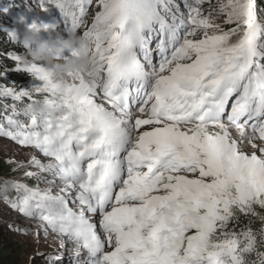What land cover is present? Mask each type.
<instances>
[{"label":"snow or ice","instance_id":"1","mask_svg":"<svg viewBox=\"0 0 264 264\" xmlns=\"http://www.w3.org/2000/svg\"><path fill=\"white\" fill-rule=\"evenodd\" d=\"M91 3L40 7L58 8L76 33ZM206 3L182 0L185 13L176 0H97L81 35L101 64L89 81H54L43 66L6 54L40 83L0 84V100L12 102L0 106V137L38 150L47 163L32 156L29 165L60 185L53 194L14 183L24 195L9 207L67 236L73 256L86 253L94 264H264V227L237 230L241 216L264 208V9L226 0L217 12L235 27L225 31L211 8L205 15ZM35 100L66 115L29 116ZM73 193L77 210L68 206ZM97 214L102 235L90 219Z\"/></svg>","mask_w":264,"mask_h":264},{"label":"rangeland","instance_id":"2","mask_svg":"<svg viewBox=\"0 0 264 264\" xmlns=\"http://www.w3.org/2000/svg\"><path fill=\"white\" fill-rule=\"evenodd\" d=\"M225 2L226 0H217V2L215 0H211L210 4L206 3L203 5V10L206 15L209 8H211L213 17L215 18L214 22L220 24L223 30L227 31L229 28L235 27V25L224 24L223 14H218L217 12L219 5ZM8 3L10 2L8 1ZM35 3L39 4L37 5L38 9L27 18H19V25L14 26L11 30L15 29L17 33H22L26 27H29V25L33 23H36L37 25H55L54 29L50 31L41 30V38L48 39L49 35H51V38L53 39H67V27L60 18L61 14L55 11V9L57 8L55 6H46L47 11H42L40 7V0H37ZM92 7L93 9L91 11V15L84 16L85 18H88L86 19V21H88V25L87 27H84V31H86L87 28L91 26L93 22V17L95 13L99 10L97 7V0L93 2L90 8ZM84 22L85 21H83L82 24H84ZM79 33L80 31L77 30L76 34L78 35ZM237 38V36H233L232 42H235ZM68 55L69 53L64 52L61 58H66ZM32 83L35 87L38 86L40 82L36 81L33 78ZM97 102H101V100L97 98ZM32 156H35L36 159L40 160L41 163H47V158L43 157V155L38 150L31 147H21L7 138L0 137V158L7 161H11V163H13L14 165L19 166L22 171L27 170L36 173L37 175L33 176V179L39 181V188H51L53 194H56L59 191L60 187L59 181H56L52 184L45 182L46 180H52L53 178L46 173H40L39 169L29 165V160ZM68 206L72 210H77L79 207L78 204L74 201V193L68 197ZM15 213V210H8L6 208V205H2L0 203V218L4 219L9 224H13L19 228H25L22 231L9 229L10 231H15V233L18 232V234L13 237L15 240L19 241V243L24 246V260L22 264H32V260L35 258H38L39 263L41 262V264H49L47 260V256L49 255L58 256V259L55 261V264H84L83 262H81L84 259L73 256L71 252V249L73 247L72 242L61 239L59 235L53 233L51 229L45 230L43 227H40V222H36L35 219L31 217H25L22 214L20 216L18 213ZM90 219L92 223L97 225V231L101 232L99 229L100 217L95 215L92 216ZM32 220L34 222H31ZM44 255H46V260L44 259Z\"/></svg>","mask_w":264,"mask_h":264},{"label":"trees","instance_id":"3","mask_svg":"<svg viewBox=\"0 0 264 264\" xmlns=\"http://www.w3.org/2000/svg\"><path fill=\"white\" fill-rule=\"evenodd\" d=\"M8 1L10 3H8ZM8 1L0 0V72H3V75L0 76V84L5 87H14L17 90H27L30 87H34L32 76L26 71L15 70V63L5 59L7 53L12 52L18 55L22 53L23 48L20 44L15 45L14 42L10 40L8 32L5 31V29L9 31L14 26L19 25V18L24 19L28 17L34 9H37L36 5L38 3H35V0ZM215 1L217 2V0ZM256 5L258 14H261L260 9H264V0H256ZM261 15L264 16V14ZM5 66L8 69L7 71L4 70ZM5 103L11 104L12 102L11 100H0V106ZM26 171L27 170L22 171L19 166L14 165L13 163H8L7 160L0 158V185L3 184L4 180H11L14 183H23L30 189L39 188V181L33 179V177H25L24 173ZM40 190L43 191L44 189ZM23 195L24 193L17 192L15 187L7 193L0 190V203L6 205L8 210H13L9 207V203L12 201H18ZM6 200L8 203H6ZM254 211L257 213L256 216L240 217L237 230L249 224L254 230L264 227V222L260 220V217L264 216V208L254 206ZM15 212V214L18 213L21 216V213L17 210H15ZM31 222L34 221L32 220ZM9 229L24 230L25 228H19L0 218V264H22L24 260V246L13 237L18 234V232L15 233V231H10ZM45 258L46 255H44V259ZM250 259L255 260V255H252ZM32 264H41V262L39 263L38 258H35L32 260Z\"/></svg>","mask_w":264,"mask_h":264},{"label":"clouds","instance_id":"4","mask_svg":"<svg viewBox=\"0 0 264 264\" xmlns=\"http://www.w3.org/2000/svg\"><path fill=\"white\" fill-rule=\"evenodd\" d=\"M5 31L14 43L18 42L26 49L20 54V64L41 65L49 71L54 81L64 82L72 79L89 81V73L97 72L101 68L99 56L92 51V44L75 32H69L67 39H53L51 35L48 39H42L41 31L30 27H26L22 33H17L15 29ZM64 52L69 55L62 59ZM27 113L46 121H55L66 115L63 107L53 106L43 100L33 101L28 106ZM12 188L14 182L11 180H4L0 185V190L4 193ZM33 219L40 222L36 218Z\"/></svg>","mask_w":264,"mask_h":264},{"label":"bare ground","instance_id":"5","mask_svg":"<svg viewBox=\"0 0 264 264\" xmlns=\"http://www.w3.org/2000/svg\"><path fill=\"white\" fill-rule=\"evenodd\" d=\"M23 19V18H22ZM18 24H19V20H18Z\"/></svg>","mask_w":264,"mask_h":264}]
</instances>
